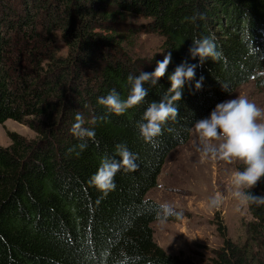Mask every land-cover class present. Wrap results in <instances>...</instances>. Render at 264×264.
Masks as SVG:
<instances>
[{
    "label": "trees",
    "instance_id": "trees-1",
    "mask_svg": "<svg viewBox=\"0 0 264 264\" xmlns=\"http://www.w3.org/2000/svg\"><path fill=\"white\" fill-rule=\"evenodd\" d=\"M125 14L149 18L147 29L162 37L147 63L133 65L116 52ZM205 37L215 38L222 55L199 65L189 48ZM169 52L165 76L145 84L142 104L118 116L98 103L112 90L126 99L128 76L153 72ZM186 59L198 67L175 102L178 116L146 143L137 122L167 94L169 76ZM249 79L264 92V0H0V123L11 119L35 133L28 140L8 132L9 144L0 146V264H193L153 241L150 223L160 204L145 194L195 121ZM77 113L95 142L71 134ZM118 144L137 157L138 168L121 169L116 188L105 193L89 180L105 156L120 159ZM249 191L264 195V177ZM246 207L248 240L224 239L208 264H264V204Z\"/></svg>",
    "mask_w": 264,
    "mask_h": 264
},
{
    "label": "rangeland",
    "instance_id": "rangeland-1",
    "mask_svg": "<svg viewBox=\"0 0 264 264\" xmlns=\"http://www.w3.org/2000/svg\"><path fill=\"white\" fill-rule=\"evenodd\" d=\"M148 21L149 18L136 14H125L121 18V42L116 52L133 65L147 63L160 51L162 37L147 29ZM54 33L58 54L65 55L66 46L57 32ZM236 97H246L264 110V92L253 79L241 83L223 99ZM257 123H264V118H259ZM8 132L28 140L35 137L26 125L6 119L0 123V146L9 144ZM214 143L218 145L220 141ZM200 148L193 125L187 141L168 152L155 185L145 197L157 204L168 203L181 213L176 220L152 221L153 241L168 255L187 259L193 264H208L224 239L238 244L248 240L247 224L252 217L247 207L232 195V175L237 171V165L243 163L204 157L202 151H198ZM217 193L223 195V204L219 208H210L209 201Z\"/></svg>",
    "mask_w": 264,
    "mask_h": 264
},
{
    "label": "clouds",
    "instance_id": "clouds-1",
    "mask_svg": "<svg viewBox=\"0 0 264 264\" xmlns=\"http://www.w3.org/2000/svg\"><path fill=\"white\" fill-rule=\"evenodd\" d=\"M200 18H203L201 16ZM189 54L192 59L199 57V65L207 58L217 61L222 53L217 51L214 37L193 39ZM171 52L157 62L155 70L151 73L141 72L138 76H128L131 88L126 99H121L115 90L106 97L98 98V103L104 105L111 113L122 115L127 110L139 106L148 96V88L145 84L155 86L157 81L164 77L171 63ZM197 64L182 61L169 76L171 87L167 90L160 102H152L143 114L144 122H137L139 133L146 143H153L155 138L163 134L162 126L169 120H175L178 116V108L175 102L182 96V89L186 82L191 83L196 78ZM204 77L201 76L195 83V90L202 88ZM224 91L227 92L222 85ZM259 118H264V110L250 102L246 97H236L218 103L211 111L209 117L195 121L194 128L198 135L204 157L211 156L226 162L240 161L246 167L243 171H235L231 178L233 188L232 195L239 200L241 205L264 204V195L255 196L251 193L258 182L264 177V123H257ZM95 123V120L92 121ZM85 119L81 113L75 116V122L71 126V134L81 141L90 139L95 142V131L84 127ZM220 141L217 145L214 142ZM87 143H80L81 151L87 148ZM120 159L105 156L97 172L90 178L89 183L102 192H108L116 188L115 176L124 169L128 172L137 170V157L126 145H116ZM162 187V186H161ZM224 197L217 193L209 201L210 208H219L223 204ZM181 216L174 207L168 203L159 205L157 218L163 223L169 217Z\"/></svg>",
    "mask_w": 264,
    "mask_h": 264
}]
</instances>
